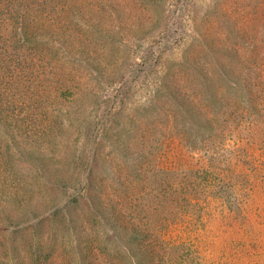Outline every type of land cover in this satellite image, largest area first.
Here are the masks:
<instances>
[{
  "label": "trees",
  "instance_id": "trees-1",
  "mask_svg": "<svg viewBox=\"0 0 264 264\" xmlns=\"http://www.w3.org/2000/svg\"><path fill=\"white\" fill-rule=\"evenodd\" d=\"M190 1L172 15L168 0H0V229L49 214L55 245L65 228L63 264H169L165 223L141 206L150 193L180 215L191 204L159 168L164 149L223 140V117L252 95L243 32L225 27L218 0L202 14ZM19 162L37 181L16 182ZM37 186L46 211L9 213L30 210Z\"/></svg>",
  "mask_w": 264,
  "mask_h": 264
},
{
  "label": "rangeland",
  "instance_id": "rangeland-1",
  "mask_svg": "<svg viewBox=\"0 0 264 264\" xmlns=\"http://www.w3.org/2000/svg\"><path fill=\"white\" fill-rule=\"evenodd\" d=\"M177 1L180 0H168L172 15ZM218 1L226 19L225 27L237 29L245 36L240 42L246 60L242 66L252 95L238 100L223 117L220 127L223 140L206 149L203 146L189 149L175 139L164 149L166 155L159 160V168L162 167L175 189H185L184 195L191 203L184 208L188 212L180 215L182 209L176 208V203L169 205L168 198L151 193L141 206L144 215L149 213L151 218L165 223L162 233L172 245V250L168 245L165 255L169 264H264V0ZM183 2L186 4L188 0ZM215 2L192 0L188 9L202 14L212 9ZM186 25L190 35L192 29L189 23ZM187 40L188 37L182 47ZM182 47L174 48V54L169 51L166 63L179 60ZM223 61L231 65L227 69L237 66L234 59ZM145 96V92L137 91L132 100L143 102ZM3 139L1 133L0 141ZM16 165L21 175L16 182L18 179L22 182L24 175H28V182L37 181L26 163ZM34 193V199L30 196V210L26 204L16 210L12 203L6 209L28 218L35 205L46 211L50 198H44L38 186ZM48 195L51 197L49 192ZM152 206L156 212H149ZM64 232L63 225L56 228L55 245L49 214L33 229L22 232L1 227L0 264H63L64 254L66 260L69 256L60 248Z\"/></svg>",
  "mask_w": 264,
  "mask_h": 264
}]
</instances>
